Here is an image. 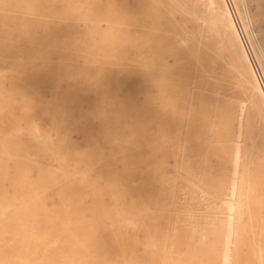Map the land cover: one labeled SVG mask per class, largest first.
<instances>
[{"label": "bare ground", "instance_id": "bare-ground-1", "mask_svg": "<svg viewBox=\"0 0 264 264\" xmlns=\"http://www.w3.org/2000/svg\"><path fill=\"white\" fill-rule=\"evenodd\" d=\"M136 1L137 8L124 6L121 10V21L118 27H124V33L123 35L120 33V37L116 38L114 43L112 28L107 32H101L98 28L99 25L95 24L104 17L112 21L110 10L113 7V0H107L105 6H100L99 0H0V47H3L4 41L10 43L23 42L22 44L26 45L25 48L21 49L24 52L21 54V59L19 58L17 71L19 76L17 78L23 92L21 89L19 92L14 89L17 94H14L13 97L12 93L14 92L12 89V96H9V86L7 85L6 96L8 94L10 98L15 99L16 95L18 96V93H20V97L26 103L24 104L25 109L28 110V107L30 108L35 103L36 90L44 80H49L53 85H56L63 78L70 79L72 81L70 90L63 93L59 98H53L50 103L47 102V110L53 115L54 120L59 117L63 122L73 120L78 129L90 138L88 139L90 142L89 147L86 148L87 150L79 151L71 144L66 133L58 135V141L51 146V149L53 154L60 160L59 170L49 172L48 169H40L36 179H33L29 174L30 166L32 164L35 166L34 162L29 160L30 155H24L25 152L19 155L24 144L22 145L20 141L19 143H16L17 141L13 143L17 149L16 152V149L13 151L14 145L10 143L11 139L9 138H11V135L9 134L8 139L4 140H8L7 143H10L8 145L4 142L6 156H10L9 153L7 154V148L10 145L13 146L10 148L16 154L15 158L12 157L15 159L13 163L16 164L14 167L16 172H13V176L12 174L11 176L8 175V181H10L14 191H25V193L17 194L16 192V194L12 193L11 195L6 193L3 197L14 196L21 199V197L31 196V200L30 198L26 199L29 200V205H27L39 208L36 212L31 213L29 219L24 220L25 225L21 227H25L24 230L26 229L27 233L32 234L30 242L33 251L31 254L33 262L40 264L96 263L94 258H87V255L113 253L107 242L100 240V220L98 221L99 217L98 219L94 217L100 215V212L97 211L92 215L93 211L92 213L90 211V217H94L91 218L92 220L88 217L85 221L83 218L85 216L83 200L87 197L90 199L89 205L95 206V209H98L97 207L100 209L103 205L104 208L109 207L107 206L109 202L106 207L103 204V195L110 197V202L114 207L126 206L132 208L133 210L129 211L131 212L130 217L135 219V226H140L144 236L151 238V235L157 231L154 228L156 225H154V222L157 221L158 217H160L159 219L164 217L162 214L157 216L156 213L151 211V208L152 206L157 208L160 199H156L158 195L155 197L156 184L159 185V190L165 187L164 175L162 176L160 172L163 171L166 165L163 154L165 152L163 140L167 136L168 139L173 141L175 148H178L177 151L181 149L184 154L195 152L194 156L196 157H189L187 162L182 163L181 161L180 164L185 171L182 174L189 176L192 180L189 186L192 190L202 193L197 186V184H202L205 186L204 189L208 187L206 190H214L219 197L227 190L231 198L228 199L225 196L227 199L224 200L223 198L220 203V206L224 209L223 211H225L224 213L228 212V216L223 222H218L216 226L211 227L202 225L205 228L204 230L207 231L206 234L209 233L208 229H211L210 233L200 236L197 240L195 239V244L193 243L195 241L193 234L190 239L191 241L193 239V242L187 239V247L190 250L192 249L193 252H200V250L219 251L223 254L222 264H232V262L240 264V247L249 246L251 249L253 248L252 254L257 256V261L264 264V222L260 220V214L264 211V197L262 195L264 190V162L253 163L252 170L248 168L255 154L264 156V145L259 138L260 126L258 125L261 124L264 132V77L262 72L259 73L262 65V54L256 53V47L251 44L250 40L252 32L248 33L250 29H247L250 26L246 24L249 20L247 19L248 16L244 20L243 14L240 13V4L243 0H241V3L240 0H200L205 1L207 10H209V18L200 21L202 25H207L208 29L203 28V30H208L207 40L200 39L201 33L198 34L194 30L195 28H192L195 33L187 34L186 31L183 32L184 25L181 27L179 26L181 23L178 22L177 24V21H175V15L178 13V15L182 13L180 16H182L183 21H186L187 17L194 16L192 10L183 3L186 1L188 4L189 0ZM245 3L241 5L245 6ZM112 12L114 13V11ZM183 13L186 14L185 16L188 15L186 19L183 18ZM141 17L149 18L152 25L150 27L139 25ZM79 20L91 23V25L81 29L75 24ZM196 20L199 21L200 19ZM213 34L217 37V41L214 40ZM252 34L251 36H253ZM131 49L136 50V58L139 60L140 70L142 71L138 82L131 78L130 69L133 67L131 66L129 69L127 60ZM52 53L58 55L56 67H51L52 65L48 59ZM164 53H168L173 58L172 66H168L163 62ZM109 58L112 59L111 63L108 61ZM262 58L264 59V57ZM134 68L137 70V66H134ZM136 72L132 73L136 74ZM205 79L220 88L228 87V85L236 87L247 104L246 119L252 130L248 136L249 144L246 146L242 157L240 144L237 142L233 144V138H235V141L241 138L245 104L244 102L228 101L222 97L211 95L207 92L206 85L203 89L202 84ZM191 80L192 83L195 82L193 80H196V83L200 85L197 86L201 89L198 91L194 89L197 92L192 90L191 93L188 89ZM14 83L16 82L14 81ZM136 87H139L143 93L145 92L144 94L148 92L151 95L152 99L148 97V99H151V101L149 100L151 103L148 100L142 103L136 98L138 96L135 90ZM2 88L0 89L2 90ZM14 88H16V85ZM17 89L19 90V85ZM27 89H30V92ZM94 89L95 92L100 91L102 94L112 96L110 99L111 109L99 107L95 101L88 97V94L94 92ZM42 92L44 93V91ZM3 97H5L4 94ZM10 98L7 99L8 102H11ZM8 102L3 103L7 106ZM144 103L151 105L146 106ZM82 104H86L84 110L81 107ZM146 107H149V109L151 107V111L147 112ZM133 109L137 112L135 115V128L132 126ZM75 110H77V117L72 119L71 113ZM87 114H90V117L91 114L98 117L100 121L99 129L91 130L86 126ZM154 122H157L155 133L151 131L150 127ZM248 122L245 121V124H248ZM236 123L238 124L237 133L235 131ZM35 130L37 131V129ZM124 131H127V133L125 134ZM100 136L106 139L102 147L97 142V138ZM41 142L42 144L39 142L41 146L46 145L44 141ZM171 149L173 152L174 149ZM28 151L34 152L33 150ZM177 151H174L175 154H177ZM154 152L155 154L159 152V157L154 156ZM2 157L5 156L2 155ZM211 157L217 160L218 165L217 168L215 167L218 171L217 175H214L212 168L209 167ZM10 158L7 157L11 161L12 158ZM195 158L202 166V174L199 177L192 174L191 165L196 160ZM96 159L101 162V168L92 175L90 171ZM176 160L177 156L174 161ZM241 160H243V163L240 167ZM3 163L4 165L7 164ZM37 164L36 161V166ZM116 164H119V168L116 167ZM227 164L232 165L230 176L226 168ZM174 165L177 164L174 163ZM250 166L252 165L250 164ZM176 167L174 166V169ZM11 168L9 167V169ZM183 169L180 168L181 172ZM8 170L6 169V171ZM175 176L176 173L173 176L174 179ZM57 180H61L62 183L58 192L62 199L63 210L44 223V208L40 196L50 189ZM194 181H197V184ZM4 182L5 179L2 183L4 184ZM173 184L176 185V183H172V186ZM174 188L170 191L172 192ZM26 191L31 192V194H26ZM160 194L163 195L164 193ZM203 194H200V196ZM193 195L196 196L194 191ZM206 195L204 198L208 197ZM20 201L22 202V200ZM172 203L174 204L173 201ZM178 206L183 208V205ZM219 207H217L218 210L216 208L217 211L212 212L220 210L223 213ZM89 208L88 210H90ZM172 208L174 209V207ZM206 211L208 212L209 209ZM178 214L176 213L177 217ZM114 215L119 220V213L117 214L115 211ZM114 219L116 220V218ZM175 220L179 224L178 218ZM10 221L7 220V223ZM41 223H44V227ZM174 224L178 225L176 222ZM211 224L215 223L211 222ZM207 227L210 228L207 229ZM184 228L185 232L182 230V233L179 232V234L186 233L187 228ZM177 229L176 232L183 229V227L180 226ZM193 229H191V233ZM197 230L195 229L193 233H196ZM115 231H112V237L114 236L115 241L117 243L126 241L124 247L129 246L128 252H134L138 241L135 230L130 236L125 233L124 235L121 230ZM174 231L173 229V234H175ZM208 235L211 236L210 243H212L210 244L207 241L210 245L208 244L206 245L208 247H206L203 240L207 239ZM166 236L168 237L165 234ZM178 239L180 238L178 237ZM3 241L4 238H0V242ZM232 245L234 248H232ZM2 247L6 248L3 244ZM144 247L146 248L147 244ZM197 247H200L198 251H196ZM29 250L28 245L27 251L29 252ZM46 255L48 258H45ZM13 260L17 261L16 259Z\"/></svg>", "mask_w": 264, "mask_h": 264}, {"label": "rangeland", "instance_id": "rangeland-1", "mask_svg": "<svg viewBox=\"0 0 264 264\" xmlns=\"http://www.w3.org/2000/svg\"><path fill=\"white\" fill-rule=\"evenodd\" d=\"M106 1L107 0H99L100 6L101 5L105 6ZM189 1H188V4L186 1H184L183 3L189 9L192 10L195 17L191 16V18H188L187 17L188 15L185 16L186 14L184 15V13H183V15H184L183 18L186 19V17H187L186 21L185 20L183 21V19L181 18L182 16H180L182 13L180 15H178L179 14L178 13L175 15V21H177V24H178V22L181 23L182 25L179 24V26H181V27L184 25V28L182 29L183 32L186 31L187 34L195 33V32H193V29L195 28L194 30L197 31L198 34L201 33L200 39L207 40V38L209 36L207 34V31H208L207 25L206 24L202 25V22H200L203 19L209 18V10H207V6L205 4V1H200V0H191L190 2ZM195 1H196V3H195ZM241 2L242 1L240 0V3ZM203 3H204V5H203ZM243 3H245L246 5L244 4L245 6H242L241 4H243ZM199 4H201V5H199ZM241 4H240V9H241L240 13H241V15L243 14L242 17H244V20H245V17L248 16L247 19H249L248 21L250 22L248 24L247 19H246L247 23L244 21L247 24V26L248 25L250 26L247 28V29L250 28L248 33L249 32L253 33V34L251 33L253 36H251V34L249 33L251 44L256 47V53L257 54L261 53L262 57H264V0H243V2ZM124 6L137 8V1L136 0H113V7L110 10L111 14H112V15H110L112 17H110V18L112 21H109V18L104 17V18H101L98 21V23H95V24H97V26L99 25L98 28L100 29L101 32H107V30L112 28L114 43H115V39L120 37V33H121V35H123V33H124V27H121V26L118 27L120 25V21H121V10L124 8ZM202 6H204V7L202 8ZM205 7H206V9H205ZM242 9L246 10L245 11L246 13ZM112 11H114V13ZM30 17H32V16H30ZM192 17H194V18H192ZM188 19H189V22H188ZM196 19H200V20L198 21ZM178 20H180L181 22ZM190 21H191V25L189 24ZM195 21L198 23L196 24ZM77 22L75 23L76 26H78L81 29L85 26L91 25V23H88V22L83 21V20H79ZM111 22H112V24H110ZM194 22H195V24H194ZM139 25H141L143 27H150L152 25V21L149 18L141 17V19H139ZM201 25L206 26V27H202ZM203 28H207V29H204L205 32H204ZM200 31H203V32H200ZM213 38L215 41H217V37L214 34H213ZM22 43L23 42H20V43H15V42L12 43L11 42L10 43L8 41H4L3 47L2 48L0 47V74L2 72V74L0 75V88L3 87L2 90L0 89V91H1L0 92V122L2 121L0 123V164L3 167L2 168L0 165V170L2 169L0 171V179H1L0 180V214L2 215V216L0 215V217H1L0 218V222H1L0 223V229H1L0 230V238H4V241L0 242V264H22L21 262H24L27 264H29V263L30 264H32V263L33 264H40V263L33 262V256L31 255L33 253L31 242H30V240L32 239L31 238L32 234L27 233L26 229L24 230L25 227L21 228L25 225L24 220H26L27 218L29 219L31 213L36 212L39 208H37L35 206L34 207L28 206L29 200H26V199L30 198V200H31V196L26 197V198L21 197V199H20V197H14V196H11V197L10 196H4L3 197V195L6 193L8 195H11L12 193L16 194V192H17V194L25 193V191H20L21 193L19 191H14L13 187L10 184V181H8L9 179L7 178V177L11 176V174L13 176V174H14L13 172H16L15 171L16 168H14L16 166V164L13 163V162H15L14 158L16 157V154L13 151L16 148H15V145L13 143H15L16 141H17L16 143H19V141H20L22 143V145L24 144L22 147V150L19 152L20 154L19 153L18 154L21 155V154H24V152H25L24 155H28V154L30 155V156L28 155L29 160L34 162L35 166L33 164H32V166H30L29 174L33 179H36L37 176L39 175L40 169H42V170L48 169L49 172H56L59 170L60 160L57 158V156H55L53 154L52 149H51L52 148L51 146H53L54 144L57 143L58 135H60L62 133H66L71 144L76 149H78L79 151H81V150L86 151L87 150L86 148L89 147V142H90L88 140V139H90L89 136L86 133L83 134V132H81V130L78 129V127L76 126V124L74 123L73 120H67L66 122H63L60 117L57 118L56 120H54L53 115L47 110L48 107H46V106H48L47 102L50 103L53 100V98H55V97L59 98L63 93L70 90V88L72 86V81L70 79L63 78L60 81H58L56 85H53L49 80H44L38 86V88L36 90L37 94L35 95V103L32 104V106L30 108L28 107V110L25 109L24 104H26V103L20 97V93H18V96L16 95L15 99L13 98L14 94H17L14 92L15 91L14 89H16V91H18V92L21 89L20 81L17 78V77H19L17 71H18L19 58L21 59V54L24 52V51H21V49L26 47V45L22 44ZM256 45L258 46V50H257ZM135 53H136V50L131 49L127 60L129 63V69L131 66L133 67L130 69V73L132 76L131 78L132 79L134 78V81L138 82L140 80L139 77H141L142 71L140 70L141 68L139 66V60H137V58H136L137 55ZM167 54L168 53L163 54L162 60L168 66H172L171 63H173V58H171V56L169 54L168 55ZM262 57H261V64L262 65L260 67L261 71L260 70H258V71H260L259 72L260 74L262 72V76L264 77V62H263L264 59ZM48 59L52 65L51 67H56L58 55L56 53H52L49 55ZM110 59L111 58L108 59L109 63L112 62V59L111 60ZM132 63H134V64L132 65ZM134 66L135 67L137 66V70H135ZM138 67H139V69H138ZM132 72H136L137 75L132 73ZM11 79H13V80H11ZM4 81H6L7 84H5L6 82H4ZM14 81L17 84L14 83ZM193 81H195V82L192 83V80H191L188 84V86L190 87V88L188 87V89L191 93H192V90H194V89H196L197 91L201 89L199 87L200 86L199 83H196V80H193ZM197 82H199V81H197ZM1 83H2V86H1ZM194 83H195V86H194ZM14 84L16 85V88H14L15 87ZM7 85L9 86L8 89H9L10 94H11L12 89H13L14 93H12L13 94L12 98L9 97V96H12V94L11 95L9 94V96H8V94H7V96L5 94L8 91ZM18 85H19V90L17 89ZM190 85L191 86L193 85L194 87H191ZM197 85H199V86H197ZM205 85L207 87L206 88L207 92L210 93L211 95H214L215 97L219 96V97H222L224 99H227L228 101L233 100V101H237V102H244L245 110H244V115H243V119H242L241 138L236 139L237 141H235V138H233V144L235 142L240 144L241 157H242V154L244 153L246 146H248V144H249L248 136L252 130L250 123L246 119V115L248 113V107H247L245 100L243 99L240 91L234 86L228 85V87L226 86V87L220 88L218 86L212 85V83H209V81H207L206 79L203 80V84H202L203 89L205 88ZM27 90H28V92H30V89H27ZM135 90H136L137 95H138V96L136 95L137 96L136 98L140 102L143 103L146 100H148V102H149V100L151 101L152 97L148 92L146 94H144L145 92L143 93L139 87H136ZM196 90H194V91L197 92ZM21 91H22V89H21ZM42 91H44V93ZM194 91H193V93H194ZM1 94L2 95L4 94L5 97L2 98ZM109 96H110L109 94H102V93H100V91L95 92V89H94V92H90L88 94V97L91 100L95 101L99 107H102L104 109H111V104H110L111 100L110 99L112 96H110V98H109ZM145 97H147V98H145ZM148 97H150L151 99H148ZM8 98L11 99L10 100L11 102H8L9 101V100H7ZM143 99H145V100H143ZM4 100H6V101H4ZM44 100H45V102H44ZM3 102H8L9 104L7 103L6 104L7 106H5V104ZM149 103H151V102H149ZM149 103L148 104L144 103V105H146V106L151 105ZM3 105L5 106V108ZM81 107L84 110L86 108V104H82ZM146 108H147V110H146L147 112L149 110L151 111V107H150V109H149V107H146ZM136 113L137 112L135 111V109H133L132 126H134V128L136 126V122H135ZM76 117H77V110H75L71 113L72 119H74ZM88 118H91V119H88ZM92 118H93V120H92ZM91 120H92V123L90 122ZM167 121L169 122L170 120L168 119ZM245 121L248 122V124L247 123L245 124ZM149 124H151V123H149ZM237 125L238 124L236 123V125H235L236 133H237V129H238ZM258 125L260 126L259 138H260V141L264 145V132L262 131L261 124H258ZM42 126H43V128H42ZM86 126L91 130L99 129L100 128V121H99L98 117L93 115V114H91V117H90V114H87ZM150 127H151V131L153 133H155L156 128H157V122L152 123ZM35 129H37V131ZM42 129H44V130L42 131ZM133 130H135V129H133ZM154 130H155V132H154ZM124 133L126 134L127 131H124ZM9 134L11 135L10 136L11 138H9V139H11L10 143L14 145V149H13V151L11 150V148L13 147L12 145H10L9 147L7 146L8 147V148L6 147L8 150L7 154L9 153L10 156L9 155L6 156V153H4V152H6V150H4V146H5L4 142H6V144H8L9 142L7 143L8 140L7 141H4V140H6V138L9 137ZM19 138H20V140H19ZM104 139L105 138H103L101 136L99 138H97V142H98L100 147H102L104 145V143L106 142V139L105 140ZM12 140H13V142H12ZM238 140H239V142H238ZM41 141H44L46 145L41 146L40 145V144H42ZM39 142H40V144H39ZM163 144L165 146V149H164L165 152L163 154L165 156L164 160H165L166 165H165V168L163 169V171H161L160 173L162 174V176L164 175L165 187H164V189L159 190V185L156 184V186H155V192H156L155 197H156V195H158L156 197V199L157 198L158 199L160 198V199H159V202L157 204V208H156V206L155 207L152 206L151 211L156 213L157 216L159 214H162L164 217L161 219H159L160 217H158L156 219L157 221L155 220L156 222H154V225L155 224L156 225L154 228L157 231H155L154 234L151 235V238H146L144 236V232L142 231L140 226L139 227L135 226V222H134L135 219H132L130 217L131 212L129 210H133L132 208H129L126 206L114 207V206H112V204L110 202V197L109 196L106 197L105 195H103V197H102L103 201L102 202H103V204H105V207H106L107 203L109 202L107 205L109 207L104 208V205H103L102 207H100V209L102 210L101 211L99 209V207H97L98 209H95V206L92 207L91 205H89L90 199L88 197L86 199L84 198L85 200H83V209H84L83 211H84V215L86 216V217L85 216L83 217L84 220L86 221L88 219V217L90 220H92L94 217H96L97 219L99 217L98 221L100 220L99 224H100V228H101L100 240L103 242L104 241L107 242L108 246L113 250L112 251L113 253H103V254H96V255H89V256L87 255V258L88 257L94 258L96 260V263L93 262L94 264H127V263L128 264H130V263L131 264H222L223 254L221 252H219V251H206V250H203V248H202L203 251L200 250V252H193L192 249H191L192 252H190L191 251L190 248L187 247L188 246L187 245L188 244L187 239L189 241L193 237V234H194L193 238H194V240L195 239L197 240L200 238V236H202V235L205 236V235L210 233L211 229H208V228H210L211 226H216L218 222L219 223L223 222V220L228 216V212L226 211L227 213H224L225 211H223L224 209H222L223 207L220 206V203L223 200V198H224V200H225V198L227 199V197H228V199H231L230 195H228L227 190H225L223 192L224 197H223V194L221 195V197H219V195H217L214 190L213 191L212 190L211 191L206 190L208 187H206V189H204L205 186H203L202 184H197V181L196 182L194 181V183L197 184L198 190H201L202 193H200V191L197 192V190H192V188L189 187L190 184L192 183V180L189 176H185V174H182L184 169L180 164H181V161H182V163L187 162L189 157H196V156H194L195 152H191V154L188 152L187 153L185 152L186 154H184V152L181 149H179V151H177L178 148L177 149L175 148L173 141L171 139H168L167 136L164 137ZM243 144H244V146H243ZM2 146H3V148H2ZM84 146H85V148H84ZM171 148L174 149L173 152H172ZM28 150H33L34 152L28 151ZM15 151L17 152V149ZM174 151H177L176 153L178 155L175 154ZM165 153H166V155H165ZM2 155L5 157H2ZM159 155H160L159 152H156V154L154 152V156L159 157ZM175 155L177 156V160H176L177 163H176V161H174L175 157H176ZM13 156H14V158H12ZM182 156H183V158H182ZM7 157H9V158L11 157L12 158V159L10 158L11 161L8 160ZM32 158H34V159H32ZM181 158H182V160H181ZM212 158L213 157L210 158L209 162H211V164L209 163V167L212 168V173L214 175H217L218 174V171L216 169L217 165H218L217 160L214 158L215 159V161H214V159H212ZM36 161L38 163L37 166H36ZM3 162H5L7 164L4 165ZM95 162H97V163H95ZM195 162H196V164H194ZM215 162H216V164H214ZM256 162H259V163L264 162V156L262 154H255L253 157V161L250 163L252 166H250V164H249L248 168L250 170H252L254 167L253 163H256ZM12 163H13V165H12ZM174 163L177 165H174ZM241 163H243V160L240 161V167H241ZM98 164H99V166H98ZM39 165L42 167H40ZM116 165H117L116 167L119 168V164H116ZM228 165L229 164L226 165V168H227L229 176H230L231 170H232V165L231 164L229 166ZM6 166H8V167L6 168ZM11 166H12V168H11ZM174 166L175 167L177 166L176 167L177 169L176 168L174 169ZM191 166H192L191 169L193 170L192 174L196 177H199L202 174V172H201L202 166L199 163V161H197V159H196L195 161L192 162ZM9 167L11 169H9ZM92 168H91L92 172L90 171V173L92 175H94L97 171L100 170L101 162H99L97 159L94 160V162L92 164ZM166 168H168V169H166ZM180 168L183 169L182 172H181ZM6 169L7 170L9 169L8 170L9 172L6 171ZM173 169H174V171H173ZM176 170H177V172H176ZM213 170H215V171H213ZM1 172H4V173H1ZM5 173H6V175H4ZM175 173H176V176H175L176 181L173 177L175 175ZM184 173H185V171H184ZM4 176H5V178H3ZM4 179H5V182L3 184L2 181ZM134 179H136V178H134ZM183 181H185V182L183 183ZM171 182L176 183V185L173 184V186H172ZM61 184H62L61 180H57L56 183L53 184L50 189L45 191V193H42L41 194L42 196H40L41 200H42L41 204L44 208V211H43L44 217H45L44 223L47 222L46 220L50 219L55 214H59L63 210L62 199L60 197V193L58 192ZM172 188H174V189L171 192L170 190ZM177 191H179V192H177ZM193 191H194V194H196V196L193 195ZM26 192H27L26 194H31V192H29V191H26ZM158 192L164 193L163 194L164 196L160 193L157 194ZM203 193L205 195L207 194L206 196H208V197L210 196V198L209 199H208V197L204 198L205 195ZM214 193H215V195H214ZM200 194H203V195L200 196ZM192 195H193V197H192ZM262 195L264 197V190L262 191ZM104 196H105V198H104ZM161 196H163V197L161 198ZM225 196H227V197H225ZM172 197H173V199H172ZM178 199H179V201H177ZM20 200H22V202ZM172 201L174 202V204L172 203ZM216 201H218V202H216ZM170 202L172 203V205H170L171 204ZM181 202H183V203H181ZM178 205H183V208H182V206L180 208ZM170 206L174 207V209ZM217 207H219L223 213H221L220 210L218 212H212V211H217L218 210ZM88 208L90 210H88ZM109 208H110V210H108ZM216 208H217V210H216ZM105 209H106V211H105ZM208 209H209V211L207 212L206 210H208ZM118 210H120V211L117 212ZM90 211H91V213L93 211L92 215H94V213L97 211L100 212V215L98 214V216L90 217ZM115 211L117 214L119 213V220L120 221L117 219L118 217H115V215H114ZM168 213H171L173 215L168 214ZM176 213L177 214L179 213L178 217H177ZM107 214H108V216H107ZM167 215L168 216L170 215V217H168ZM216 215H218V216H216ZM219 215H220V217H219ZM221 215H223V216H221ZM14 216H15V219H14ZM114 218H116V220ZM169 218H171V219H169ZM177 218L179 220V224H178V221L175 220ZM7 220H11L10 221L11 223L10 222H9L10 224L7 223ZM90 220H88V221H90ZM168 220H170L171 222L170 221L168 222ZM260 220H262L264 222V211H262L260 214ZM175 222L178 224L177 225L178 227L174 224ZM211 222H214L215 224L210 225ZM44 223H41V224H43L42 227H44ZM120 223H121V225H120ZM2 224H4V225H2ZM122 224H124V225H122ZM174 225L176 226L175 227L176 229L174 228ZM202 225H204V226L209 225L210 226V227H207L209 233L206 234L207 231L204 230L205 228H203ZM180 226H181V228L183 227V229L176 232L178 230L177 228H180ZM184 227L187 228L186 233H183L182 235L179 234V232L182 233V230H184V232H185ZM193 228H195L196 230L198 228H200V229H198L196 231V233H193L195 231V229H193ZM21 229H23V230H21ZM173 229L175 230L174 231L175 234H173ZM191 229H193L192 233H191ZM201 229L205 232V234H203L204 232ZM115 230H121V232L123 234L125 233L127 236L128 235L130 236L132 234V232L135 230L136 238L138 241H137V244L134 248V252H130V251L128 252V249H130L129 246L124 247L127 243L126 241L125 242L123 241L122 243L121 242L117 243L115 241L114 236L112 237V231H115ZM166 231H168L169 233H167ZM163 232H165V233H163ZM156 234L157 235L159 234V235L157 236ZM165 234L168 235V237L167 236L165 237ZM177 236L180 239H178ZM186 236H187V238H185ZM159 237H160V239H159ZM167 238H168V240H167ZM206 238L208 240L207 239L203 240V244L205 246L210 243L211 236L209 237V235H208V237H206ZM196 240L194 242H193V239H192V241L191 240L190 241L195 244ZM191 242H189V244H191ZM19 243L20 244L22 243V244L20 245ZM2 244L6 248L2 247ZM146 244L148 247V248L146 247L147 249L144 247V246H146ZM28 245L30 248L29 252L27 251ZM153 247H155L154 250H153ZM165 247H167V248L164 252ZM206 247H208V246H206ZM199 248L197 247L196 251H198ZM232 248H234L233 245H232ZM207 249H210V248H207ZM252 249L249 246H241L240 247V264H260L257 261V256L255 254H252ZM18 252H20V253H18ZM25 253H27V254L25 255ZM29 255H31V256H29ZM42 257H43V255H42ZM45 258H48V256ZM13 259H16L17 261H15ZM25 261H27V262H25ZM93 263L88 262L86 264H93ZM232 264H234V262H232Z\"/></svg>", "mask_w": 264, "mask_h": 264}]
</instances>
